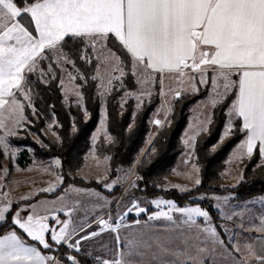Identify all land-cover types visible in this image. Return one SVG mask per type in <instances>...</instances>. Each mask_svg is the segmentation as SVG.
Listing matches in <instances>:
<instances>
[{
    "label": "rangeland",
    "instance_id": "1",
    "mask_svg": "<svg viewBox=\"0 0 264 264\" xmlns=\"http://www.w3.org/2000/svg\"><path fill=\"white\" fill-rule=\"evenodd\" d=\"M85 45L88 47L89 57L96 62L93 78L95 79V92L99 102L98 118L96 127L90 133L89 147L84 153L81 166L72 172H68V177L79 178L84 181L93 180L99 183L104 191L96 190L93 187H82L69 183L62 188L57 198L47 199L44 198L46 195H43L42 198L44 199L41 200H45L42 201L44 204L39 205V203H35L33 205L38 207V210L43 209V213L35 210L37 214H32L34 207H29L28 210L22 207L13 216L9 217L8 222L19 229L17 225L12 223L14 216L19 215L21 220L26 219L30 214L33 216H48L47 222L50 231L45 233V239L50 244V241H52L51 229L54 228L56 231H59V228L63 226L62 223L58 224L57 221L63 222L69 220L71 221V227H75L80 222H84L92 217L93 213L100 211L103 205H106L107 212L98 214L97 220L87 226L83 231L84 235L89 234L96 226H102L98 223L101 219L107 221L108 225H110L107 228L113 227L115 229L113 231L110 229L106 231L104 229V232L108 233L106 239L111 241L112 244L115 242L114 247L116 250L107 248L101 253H95L93 257L99 264H102L104 260L113 261L121 258L118 256V253L124 254L123 259L128 264H207L208 262L215 264L219 260H223L225 264H250L249 256H247L249 249L248 240L244 239L246 235L238 232L236 235L227 238L228 233H231L230 227L228 229L227 225H217L225 235L227 242L231 244L232 249L238 255L237 257L239 259L234 260V257L231 255L232 253L220 242L216 231L211 230L212 220L208 215L205 217L192 214V218H200L204 222L202 231L195 241L197 243L194 242L193 236L188 238L186 235H179L177 238H169V234L163 233L168 231L169 228H174L176 222L181 224L185 218H189L187 212H180L176 209L200 208L202 211H205L201 205L185 203L177 206L172 200L160 195L147 198L132 194V188L135 185L133 175L134 167L139 157L147 149L152 139L151 133L156 127L159 126L160 128L162 125L168 123V113L170 112L172 101L177 98L173 97L172 94L181 93L180 95H187L188 92L193 91V86L197 88L198 85L201 86L197 89H202L204 86L202 85L203 83H200L201 75L196 76V79L193 76V79H190L191 75H185L184 77H177V81L171 76L164 78V76L153 73L148 78L141 69L133 68L130 58V81L125 79L123 61L107 45L105 38L95 42L87 38ZM111 54L115 55L113 56ZM115 57H119V61ZM51 60L59 71L58 84L60 86L63 104L65 106L78 105L82 108V96L78 85L73 81L74 69L71 60L57 48L52 49ZM220 84L221 87L214 90L213 85L211 84L212 86L209 87L207 83L204 88L206 92L209 87L207 93L187 108L188 117L184 127V136L207 126L211 120V109L217 106L225 95L222 87L223 82L220 81ZM111 87L121 89L116 97L119 110H122L127 100L131 101L132 109L136 110L143 101H149L156 90L159 97V104H156L148 118L149 132L135 160L129 167L117 168L112 177L108 175L107 156L100 154L101 152H99L96 146L98 140H103V142L108 140V135L105 130L106 117L104 107L105 97ZM15 91L20 94L22 101L29 104L28 95L25 91L21 88H16ZM230 92L228 91L226 95ZM13 98L18 102L16 111L12 112V110L9 112V109H5L2 113L0 112V119L3 120V126L0 127V138H2V142H0V151L2 153L0 171H3V176L0 177V183L4 185L11 176L10 172L16 167L31 170L32 174L29 176L24 175L25 178H21L23 176L18 177L15 183L5 189H1L0 186V207H8L11 203L23 201L20 199L27 200L33 198L37 194L52 192L56 190L61 182L58 169L59 163H57V161L59 162L58 158L54 156L37 158L32 153L31 147L13 143L9 140L10 137H17L23 140L25 136H28L36 145H41V141L35 133L26 127L27 120L23 112V118L21 119L19 110L22 107L21 102L14 95ZM213 100H215L214 104ZM232 114L231 107L227 110L226 116L224 114L223 134L231 125ZM156 121L160 123L157 124ZM54 125V120L45 121L43 127L40 129L52 141L57 139L53 129ZM187 140L189 139L184 137L182 144L180 141L183 149L178 158H176L177 160L170 172L165 175L164 182L159 185L161 189L167 190L169 188H175L177 191L183 192L197 184L196 180L198 179V175L193 152L194 146L187 144ZM233 158L232 153L228 160L225 161L224 159L225 162L223 161V168L219 173L220 187L234 186L240 180L241 163L238 160H233ZM22 160H26L27 163L25 166L20 167L19 163ZM45 189L52 190L44 191ZM232 196L233 194L229 192L223 194L203 193L196 195L194 198L208 202L218 212V218L227 219L235 217V219H243L264 216V195L251 197L244 201H230ZM153 201H172L173 204H157L153 203ZM137 207L144 209V211H137ZM146 208H152V210L146 214ZM57 211L60 215L57 214ZM165 212L168 213V216L160 215ZM141 214H143L144 220L138 218ZM127 216L135 218L130 221L125 220ZM121 217L122 219H120ZM159 220L165 222L166 225H160L159 223L161 222ZM117 221L120 223L119 228H116ZM185 227L178 226L182 230H185ZM19 230L24 233L23 230ZM129 241L133 242L131 246L129 245ZM52 242V244L57 245L54 241ZM83 243L82 246L84 249L89 251L93 249L92 242L85 241ZM204 252L206 253V258ZM53 264L61 263L54 257Z\"/></svg>",
    "mask_w": 264,
    "mask_h": 264
},
{
    "label": "snow or ice",
    "instance_id": "2",
    "mask_svg": "<svg viewBox=\"0 0 264 264\" xmlns=\"http://www.w3.org/2000/svg\"><path fill=\"white\" fill-rule=\"evenodd\" d=\"M22 2L25 6L21 8L15 0H0V109L9 103L4 97H11L13 88L22 87L25 69L34 70L36 59L45 49H55L69 33L93 42L111 33L130 55L133 68L141 69L148 78L153 73H175L184 77L185 69H191L193 73H201L200 83H207L206 73L212 68L214 90L221 87L220 81H223L224 93L235 85L238 90L231 112L243 118V130H247L243 146L251 154L253 146L259 142L260 152L264 154V0ZM24 14L30 17L35 35L20 22ZM115 58L119 61V57ZM233 69L238 72V82L232 80ZM12 104L18 105V102L13 99ZM19 110L22 119V107ZM196 183L200 181L197 179ZM153 203L173 204L172 201ZM136 210L144 211L138 207ZM176 210L187 212L189 219L192 214L208 215L200 208ZM7 211V206L0 207V220ZM160 215L168 216V213ZM47 221L48 216L32 214L24 220L19 215L12 218L14 225L44 249L50 248L45 239V233L50 231ZM57 223L63 226L59 231L51 229V240L72 248L74 245L67 242L76 229L69 220ZM99 223L110 227L103 219ZM119 227L117 221L116 228ZM132 244L129 241V245ZM75 246L78 248L79 241ZM123 255L118 253L121 258L104 260L102 264H128ZM67 259L76 264L74 257ZM256 259L264 264V257ZM46 260L51 262L53 258L45 257L37 247L24 243L16 231L0 235V264H45Z\"/></svg>",
    "mask_w": 264,
    "mask_h": 264
},
{
    "label": "trees",
    "instance_id": "3",
    "mask_svg": "<svg viewBox=\"0 0 264 264\" xmlns=\"http://www.w3.org/2000/svg\"><path fill=\"white\" fill-rule=\"evenodd\" d=\"M21 8L25 6L22 0H15ZM32 0H27L31 3ZM26 21V15L20 17V22ZM25 24V23H24ZM29 27V26H28ZM30 28V27H29ZM107 45L115 51L123 61L125 79L131 81L129 73V55L110 36L106 38ZM85 37L66 36L60 41L56 48L59 49L72 62L74 69L73 81L78 85L82 96V108L78 105L65 106L62 102L60 92L59 71L53 64L52 49L45 51L36 59L34 70L25 69L21 89L28 95V103L22 101L18 92L14 96L21 102L22 112L27 120L26 127L35 133L41 141L36 145L28 136L23 140L10 137L13 143L31 147L32 153L37 158L54 156L59 160V174L61 182L56 190L47 194H37L33 198L12 203L5 220L0 223V232L10 227L8 219L10 213L21 203H28L40 196H55L62 188L71 183L82 187H93L103 191L99 183L79 178L68 177V172L78 169L82 162L84 153L89 147V136L95 128L98 118V97L95 92V79L93 73L96 67L94 59L89 57L88 47L85 45ZM120 88L111 87L105 97L106 131L109 140L103 142L98 140L96 146L102 154L107 156L109 176H113L115 170L120 167H129L139 153L143 145L145 134L148 131V118L150 112L159 102L157 90L149 101H143L136 110L132 109V103L127 100L122 110H119L116 97ZM205 89L180 95L172 101L168 113V123L162 125L154 133L147 149L140 157L134 167V187L132 194L141 197L152 198L163 196L172 200L177 206L185 203L201 205L211 220L216 225V232L220 240L230 249L225 235L217 226L219 222L218 212L205 200L194 197L203 193L233 194L230 201H242L253 196L264 194V161L258 163L256 150L241 161L240 180L231 187H220V171L223 161L230 148L240 139L242 131L239 123L235 121L231 132L219 139V132L224 121V110L232 97L233 90L212 109L211 120L205 132H200L194 140V157L197 166L199 184L179 192L175 188L163 190L159 187L164 182V177L174 166L177 155L181 152L179 135L186 123L188 106L202 97ZM54 120L57 139L52 141L43 134L40 129L45 121ZM2 153L0 151V159ZM21 166L24 163H19ZM147 209V208H146ZM152 210L148 208L146 214ZM135 217L127 216L125 220H133ZM143 219V214L139 215ZM44 250L54 255L61 264H73L67 259L72 256L76 264H99L92 256L85 252L68 249L62 244H52Z\"/></svg>",
    "mask_w": 264,
    "mask_h": 264
},
{
    "label": "crops",
    "instance_id": "4",
    "mask_svg": "<svg viewBox=\"0 0 264 264\" xmlns=\"http://www.w3.org/2000/svg\"><path fill=\"white\" fill-rule=\"evenodd\" d=\"M26 15V21L23 23L26 27H30L29 28V30L30 31H32L33 32V35H35V31H34V26L33 25H31L30 24V17L27 15V14H25ZM66 36H74V35H72L71 33H69V34H67ZM65 36V37H66ZM108 36H110L115 42H117L118 44H119V42H118V40L116 39V37H115V35L114 34H111V33H109L108 34ZM86 38V37H85ZM87 39V38H86ZM120 45V44H119ZM121 46V45H120ZM122 47V46H121ZM123 48V47H122ZM125 50V49H124ZM126 51V50H125ZM130 56V55H129ZM131 58V57H130ZM233 71V75H232V80L233 81H237L238 82V80H239V75H238V72H237V70H235V69H233L232 70ZM156 74H159V75H161L160 73H156ZM215 74V72H214V70L212 69V68H209V70L207 71V73H206V79H207V83H208V86L210 87V86H212L211 84V80H212V76ZM185 75H191L190 77L192 78V76H193V78H195L196 79V76H198V75H201V73L200 72H195V73H193L192 71H191V69H185ZM161 76H164V78H167V77H169V76H171L173 79H175V80H177V77H179L178 76V74H175V73H164L163 75H161ZM192 78V79H193ZM172 81H174V80H172ZM178 81V80H177ZM223 82V81H222ZM207 83H203L202 85L204 86L203 88H205V85L207 84ZM201 85H198V87H200ZM197 87V88H198ZM209 87H208V89H209ZM192 88V87H191ZM193 88L194 89H192L193 91H190V92H188V93H193V92H196V90H198L197 88H195V86H193ZM208 89L206 90V92L204 93V95L207 93V91H208ZM15 90H16V88H13L12 89V92H13V95H14V92H15ZM232 90H233V93H232V97H231V99L229 100V102H228V104H227V106H226V108H225V112H224V114H225V116H226V112H227V110L230 108V107H232V103H233V101L236 99V91L238 90L237 88H236V86L234 85L233 86V88H232ZM231 90V91H232ZM186 93V92H185ZM181 93H175V94H172V96L173 97H178L179 95H180ZM13 95L11 96V97H9V96H5L4 98L6 99V100H8L9 101V103L8 104H6L5 106H4V108L3 109H0V112L2 113L3 112V110H5V109H9V112L10 111H12V112H15L16 111V105H14V104H12V100L14 99L13 98ZM203 95V96H204ZM202 96V97H203ZM226 96V93H225V95H224V97ZM202 97H200V98H198L196 101H198L199 99H201ZM224 99V98H223ZM222 99V100H223ZM15 100V99H14ZM16 101V100H15ZM196 101H194L193 103H191L190 105H192V104H194ZM218 103V102H217ZM159 104V103H158ZM189 105V106H190ZM188 106V107H189ZM215 107V106H214ZM211 111H212V109H211ZM104 112H105V107H104ZM233 115V117L231 118L232 119V122H231V125H230V127L229 128H227V130H226V132L223 134L222 133V129H223V125H224V121H223V124H222V127H221V129H220V132H219V139H222L223 137H225V136H227L230 132H231V130H232V128H233V126H234V123H235V121H237L238 123H239V129L242 131V136L240 137V139L230 148V150L228 151V153H227V155H226V157H225V161L226 160H228L229 159V156L233 153V156H234V158H233V160H238L240 163H241V161L242 160H244V159H247L252 153H253V151H255L256 150V152H257V156H258V163H261V162H263L264 161V154H261V152H260V148H259V142H257V144L256 145H254L253 146V151H252V153L251 154H249L248 152H247V149H246V147H244L243 146V144H244V142L246 141V139H247V130H243V118L242 117H239V116H236V115H234V113L232 114ZM187 117H188V115H187ZM224 120H225V117H224ZM210 122V121H209ZM209 122H208V124H209ZM186 123H187V119H186ZM186 123H185V125H186ZM97 124V123H96ZM147 124H148V121H147ZM208 124H207V126H208ZM185 125L183 126V128H182V130H181V133H180V141H181V144H182V142H183V138L185 137V138H187V139H189V140H187L186 142H187V144H192V146H194V140H195V137L200 133V132H205L206 131V129H207V126L206 127H204V128H202V129H199V130H196V131H194L193 133H189V134H187V135H183V133H184V127H185ZM95 127H96V125H95ZM106 127V126H105ZM159 128V126L158 127H156V129L155 130H157ZM106 130V129H105ZM153 130V129H152ZM153 131L152 133H151V138L153 137V135H154V133L156 132V131ZM107 132V131H106ZM148 132H149V124H148V131H147V133L145 134V139H146V135L148 134ZM222 133V134H221ZM107 135H108V133H107ZM150 138V139H151ZM108 140H109V135H108ZM107 140V141H108ZM107 141H105V142H107ZM183 147V146H182ZM183 149V148H182ZM182 151V150H181ZM234 151V152H233ZM100 154H102V153H100ZM181 154V152L177 155V157L176 158H178V156ZM103 156H105L104 154H102ZM142 156V155H141ZM140 156V157H141ZM140 157H139V159H140ZM138 159V160H139ZM177 160V159H176ZM224 161V162H225ZM22 162L24 163V165H22V166H25L26 165V163H27V161L25 160H22ZM19 166L21 167V165L19 164ZM10 174H11V176L9 177V179L5 182V184L4 185H1V183H0V186H1V189H5L6 187H8V186H11L13 183H15V181H16V179L18 178V177H21V176H23V177H21V178H25L24 177V175H27V176H29L30 174H32V171L31 170H28V169H25V168H18V167H16V168H14L11 172H10ZM3 176V171L1 170L0 171V177H2ZM1 181H2V179H1ZM104 191V190H103ZM102 191V192H103ZM50 193V192H49ZM60 193H61V191L58 193V194H56L55 196H51V197H44V198H57L59 195H60ZM261 195H264V194H261ZM257 196H260V195H257ZM253 197H255V196H253ZM44 198H42V196L41 197H38V198H35V199H33L32 201H30V202H28V203H22V204H20V205H18L11 213H10V216L9 217H11V216H13L14 215V213L19 209V208H22V207H24L25 209H29V207L31 208V207H34V211L32 212V214H37V211H35V210H38L37 208L38 207H36V206H33L35 203H39V205H42V204H44L42 201H45V200H41V199H44ZM249 199V198H248ZM20 200H24V199H20ZM246 200V199H245ZM41 201V202H40ZM242 201H244V200H242ZM12 204V203H11ZM11 204H9L10 206H11ZM10 206H8V211L7 212H5V214H4V217H6V215H7V213L9 212V210H10ZM107 208V206L106 205H103L102 206V209L100 210V211H98V212H96V213H93V216L92 217H90V218H88L86 221H84V222H80L77 226H75L74 228L76 229V231H75V234L72 236V238H71V240H69L67 243L68 244H72V245H74L72 248H69L68 246H67V244L66 243H64V242H61L60 244H62V245H64L65 247H67V248H69V249H71V250H75V251H81V252H85V253H87L88 255H90V256H94V254L95 253H101L102 251H104L105 249H107V248H111L110 250H116L115 249V247H114V245H115V242L112 244V242L111 241H109V240H107L106 238H107V232H104L105 230L107 231V229H110L111 231H113V227L112 228H105L104 226H96V228H94L89 234H85L84 235V233H83V231H84V229L87 227V226H89L90 224H92L93 222H95L96 220H97V217H98V214H102V213H104V212H107L106 209ZM32 210H33V208H32ZM43 209H39L38 211L39 212H41V213H43L44 211H42ZM57 214H59L60 215V213H58V211H57ZM140 219V218H139ZM220 219V221L218 222V226H220V225H227L228 226V229H229V227H230V230H231V233H228V236H227V238L228 237H232L233 235H236V233H238V232H240V233H243V234H245L246 236H244V239H247L248 240V245H249V249H248V251H247V256H249V261H250V264H261V261H259V260H257L256 259V257H258V256H260V257H264V216H258V217H254V218H252V217H250V218H243V219H235V217H232V218H227V219H223V218H219ZM5 220V218L3 219V221ZM141 220H144V219H141ZM3 221H1L0 223H2ZM161 223H159L160 225H166V223L165 222H163V221H161V220H159ZM174 221V220H173ZM226 221V222H225ZM212 222V226L210 227L211 228V230L212 231H216V225L214 224V222L213 221H211ZM225 222V223H224ZM99 223V222H98ZM203 224H204V222L200 219V218H192L191 217V219H189V218H185L182 222H181V224H179L178 222H176L175 223V227L174 228H169V230L168 231H166V232H163V233H165V234H169L168 236H169V238H177L179 235H186L188 238H191L190 236H193L192 238H193V240H194V242L196 241V239H197V237L199 236V234H200V232L202 231L201 229L203 228ZM8 225H10V227L9 228H7V229H5V230H3L2 232H0V235H3V234H6L7 232H9V231H16L17 232V234L21 237V239L24 241V243H26V244H29V245H33V246H35V247H37V249L41 252V254L42 255H44L45 257H52L53 258V260L51 261V262H49L48 260H46L45 261V264H53L54 263V257H53V255L50 253V252H48V251H44V250H46V249H44L41 245H39L38 244V242H36V241H33V240H31V238H29L27 235H26V233H22V231H20L18 228H16V227H14L11 223H9ZM98 225V224H97ZM186 226L185 228V230H182V229H179L178 228V226ZM244 226H246V227H244ZM98 227V228H97ZM244 227V228H243ZM105 229V230H104ZM227 229V230H228ZM92 233H96V235H92ZM111 233V232H110ZM216 234H217V232H216ZM105 235V236H104ZM217 236H218V234H217ZM81 237H88L87 239H81ZM218 238H219V236H218ZM233 238H235V237H233ZM220 239V238H219ZM77 241H79V246H78V248L75 246L76 245V242ZM85 241H90V242H92V244H93V249L92 250H94V251H89V250H86V249H84V247L82 246V244H84L83 242H85ZM50 242H52V241H50ZM109 242H111V244H109ZM220 242L222 243V244H224L221 240H220ZM53 243V242H52ZM195 243H197V242H195ZM91 245V244H90ZM225 245V244H224ZM229 245H230V249L229 248H227L226 246V248L228 249V251H230L232 254V256L234 257V260L235 259H239L237 256V254L234 252V250L232 249V246H231V244L229 243ZM198 251H200V250H198ZM204 255H205V258H206V253L204 252ZM94 258V257H93ZM207 260H208V258H207ZM209 261V260H208ZM205 262V261H204ZM207 262V261H206ZM207 264H210V262H208ZM215 264H225V263H223V260H219L217 263H215Z\"/></svg>",
    "mask_w": 264,
    "mask_h": 264
}]
</instances>
